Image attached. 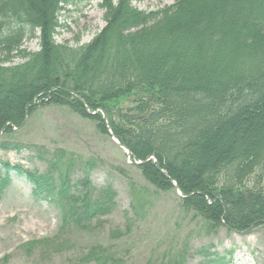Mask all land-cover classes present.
<instances>
[{
  "label": "trees",
  "instance_id": "1",
  "mask_svg": "<svg viewBox=\"0 0 264 264\" xmlns=\"http://www.w3.org/2000/svg\"><path fill=\"white\" fill-rule=\"evenodd\" d=\"M72 1L0 0V131L11 132L38 106L35 98L48 97L94 119L107 133L101 115L87 114L78 93L90 108L107 112L134 158L156 157L139 167L143 176L163 190L175 179L190 194L183 207L212 229L226 224L242 231L264 220V0H176L148 14L131 0H105L108 23L78 48L52 37L60 4ZM14 20L21 24L14 26ZM37 27L41 49L21 48ZM16 54L26 60L6 65ZM121 98L127 103L110 107ZM256 117L259 123L251 126ZM226 137L230 144L218 151ZM9 148L20 149L0 140V149ZM40 159L48 163L46 172H25L35 193L61 207L65 224L90 223L115 208L113 186L73 182L75 154L57 149L50 158L40 153ZM1 166L0 193L11 182L10 170L22 169L7 161ZM252 175L257 179L249 185ZM103 250L93 248L84 259L105 264ZM217 258L203 264H223Z\"/></svg>",
  "mask_w": 264,
  "mask_h": 264
},
{
  "label": "rangeland",
  "instance_id": "2",
  "mask_svg": "<svg viewBox=\"0 0 264 264\" xmlns=\"http://www.w3.org/2000/svg\"><path fill=\"white\" fill-rule=\"evenodd\" d=\"M174 1L134 0L133 4L150 12ZM106 13L98 0L65 5L59 13L56 41L83 47L105 28ZM23 47L38 51L41 42L37 36ZM24 61L16 54L9 64ZM126 103L127 99L121 98L109 105L118 108ZM254 123L257 125L259 118L251 126ZM257 135L259 139L262 133ZM2 137L24 148L0 150V161L21 163L40 173L48 166L39 158L40 152L64 149L75 154L79 164L73 182L88 179L90 188L112 185L117 204L112 212L91 223L62 225L61 208L34 195L33 183L25 175L11 172L12 183L0 196V264H95L80 259L95 245L104 249L106 262L116 258L112 264H168L170 259L200 264L215 253L226 257L227 264H264V226L247 232L225 226L209 229L200 215L183 209L173 188L163 190L149 182L134 161H128L126 150L101 132L95 120L78 114L68 104L40 100L24 123ZM231 140L226 137L219 142L218 151Z\"/></svg>",
  "mask_w": 264,
  "mask_h": 264
},
{
  "label": "water",
  "instance_id": "3",
  "mask_svg": "<svg viewBox=\"0 0 264 264\" xmlns=\"http://www.w3.org/2000/svg\"><path fill=\"white\" fill-rule=\"evenodd\" d=\"M118 145L121 147H125L124 145H122L121 143L118 142ZM176 189H178V186L176 187Z\"/></svg>",
  "mask_w": 264,
  "mask_h": 264
}]
</instances>
